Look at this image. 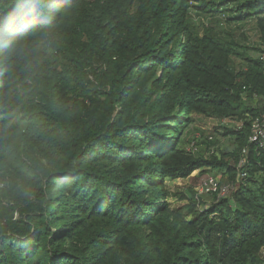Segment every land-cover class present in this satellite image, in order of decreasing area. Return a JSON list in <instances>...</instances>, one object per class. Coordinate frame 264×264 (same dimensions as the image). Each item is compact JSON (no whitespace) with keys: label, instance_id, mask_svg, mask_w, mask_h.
Here are the masks:
<instances>
[{"label":"trees","instance_id":"trees-1","mask_svg":"<svg viewBox=\"0 0 264 264\" xmlns=\"http://www.w3.org/2000/svg\"><path fill=\"white\" fill-rule=\"evenodd\" d=\"M194 1L0 0V264H264L246 121L264 108L241 99L264 100V0L200 7L255 19L241 71L232 42L195 33ZM199 116L243 124L224 129L231 152L187 150ZM198 171L237 181L233 198L171 209L167 180Z\"/></svg>","mask_w":264,"mask_h":264},{"label":"rangeland","instance_id":"rangeland-1","mask_svg":"<svg viewBox=\"0 0 264 264\" xmlns=\"http://www.w3.org/2000/svg\"><path fill=\"white\" fill-rule=\"evenodd\" d=\"M202 1L196 0L192 2L189 10V16L195 33L204 35L207 32H211L226 42H232L236 52V55L231 59L232 66L237 71L245 70L249 59L252 60L260 57V53L257 50L261 47L259 46L260 33L255 19H249L245 22L229 21V18L237 16L236 13L230 11L234 10L233 7H229L230 9H220L217 13L212 11L206 12L200 9ZM206 1L210 2L212 0ZM241 99L248 106L255 107L259 105L264 108V100L261 101L258 98L248 100L244 94ZM242 127L243 124L237 120H220L214 117L199 116L194 125L196 129L194 135L197 142L188 144L186 148L190 152H197V150L201 149L204 151L206 157L209 158L213 155L220 159L223 152H231L234 149L233 139L223 135L224 129H241ZM210 138L213 140V145L207 144V140H210ZM231 165L233 166L234 163H231ZM210 176L219 178L221 183L232 182L227 179V175L222 176V173L214 171H198L191 178L185 180H167L166 185L169 188L168 203L171 209H180L189 204L191 200H194L198 202L200 210L204 211L207 207L217 204L220 199H232L238 187L237 181L234 190L225 197L211 194L203 195L201 193L204 181ZM180 195L185 196L186 200L181 201Z\"/></svg>","mask_w":264,"mask_h":264},{"label":"built area","instance_id":"built-area-1","mask_svg":"<svg viewBox=\"0 0 264 264\" xmlns=\"http://www.w3.org/2000/svg\"><path fill=\"white\" fill-rule=\"evenodd\" d=\"M264 59V58H263ZM246 121L251 123V134L249 136V143L256 145L259 149L264 150V116L252 119L247 116ZM212 141V138H210ZM247 149L243 150V157L241 158L237 168L239 169L237 180L240 181L246 177L244 171H240L246 163ZM5 185L0 182V188H4ZM234 183H221L219 178L214 176L208 177L202 185V194L217 195L218 197H225L234 190Z\"/></svg>","mask_w":264,"mask_h":264}]
</instances>
